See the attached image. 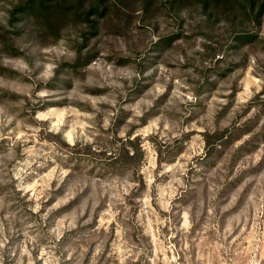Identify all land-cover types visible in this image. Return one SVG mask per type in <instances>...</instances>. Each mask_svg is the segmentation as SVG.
Wrapping results in <instances>:
<instances>
[{"label": "rangeland", "instance_id": "1", "mask_svg": "<svg viewBox=\"0 0 264 264\" xmlns=\"http://www.w3.org/2000/svg\"><path fill=\"white\" fill-rule=\"evenodd\" d=\"M20 1L0 0V264H264V42L234 41L250 23L117 0L95 30L35 37L9 32ZM128 134L141 166L108 168Z\"/></svg>", "mask_w": 264, "mask_h": 264}, {"label": "trees", "instance_id": "2", "mask_svg": "<svg viewBox=\"0 0 264 264\" xmlns=\"http://www.w3.org/2000/svg\"><path fill=\"white\" fill-rule=\"evenodd\" d=\"M143 8L148 9L153 0H141ZM172 6L183 5L184 3H196L209 18L223 15L225 19H235L241 22H248L252 26L251 30L240 29L234 33L235 43L240 45L254 43L259 39L260 30L264 27V0H167ZM122 12L117 0H21L10 10L9 25L10 33L24 34L28 27L35 37H40L48 32L60 37L58 25L67 17L86 24L89 29L95 30L99 23V18H105L110 12ZM29 31V32H30ZM1 39V38H0ZM90 52L82 53V47L78 49V56L72 67L88 64L93 59ZM84 61V62H83ZM83 63V64H82ZM251 106L259 105L264 109V87L257 97L250 103ZM234 131L227 127L218 130L214 134L206 133V155L210 158L218 146L225 142H231ZM120 144L116 151L111 152L108 157L107 167H125L138 171L145 157L142 141L139 136L133 137L128 134L125 138H118ZM164 158L159 157V162H164Z\"/></svg>", "mask_w": 264, "mask_h": 264}]
</instances>
